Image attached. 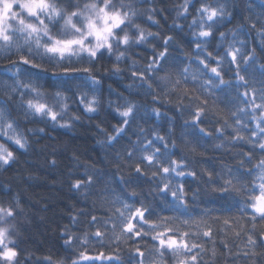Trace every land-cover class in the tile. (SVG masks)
<instances>
[{
  "label": "snow or ice",
  "instance_id": "1",
  "mask_svg": "<svg viewBox=\"0 0 264 264\" xmlns=\"http://www.w3.org/2000/svg\"><path fill=\"white\" fill-rule=\"evenodd\" d=\"M164 3L0 0V169L29 150L27 134L71 128L81 109L89 119L100 113L105 77L127 72L131 81L128 97L105 101L119 117L112 132L97 124L105 138L96 142L106 152L129 137L110 160L118 174L130 169L119 176L124 192L110 179L97 188L98 171L86 165L70 187L91 207L69 213L59 232L63 254L33 261L28 252L22 261L24 208L11 186L0 184V264H264V0ZM166 11L175 14L172 34L144 27L161 29L158 16ZM237 18L234 28L220 30ZM177 32L193 38L188 50ZM253 33L259 49L245 38ZM141 45L152 53L143 66L132 55ZM168 105L178 116L162 111ZM153 117H167L164 134L141 125ZM32 123L45 127H26ZM209 151L219 152L211 167L202 162ZM133 175L145 177L144 185L130 184ZM183 177L197 183L191 193ZM202 198L222 208L194 214L192 202Z\"/></svg>",
  "mask_w": 264,
  "mask_h": 264
},
{
  "label": "trees",
  "instance_id": "2",
  "mask_svg": "<svg viewBox=\"0 0 264 264\" xmlns=\"http://www.w3.org/2000/svg\"><path fill=\"white\" fill-rule=\"evenodd\" d=\"M178 2L180 0H165V3L160 6L164 7L165 4L171 5L172 3ZM242 2L243 0H241ZM174 15V13L166 11L158 16L162 25L161 29L151 24L144 25V27L149 28L153 32L161 31L162 35H170L172 32L169 28ZM165 16L168 18L164 19ZM238 19H233L231 23H227L220 30L224 31L225 28H234ZM179 23L185 24L186 29V21L181 20ZM177 34L185 50H188L193 38L190 35L180 34L179 32ZM245 38L249 41V47L255 44L257 49H259V44L256 43L258 38L255 33ZM229 39H231V36H229ZM150 42L154 43L155 41L150 38ZM151 54V49L145 45L139 46L132 53L134 58L140 61L141 66L146 62L145 58L151 56ZM175 54L180 55L179 48H177ZM181 59H183L182 56ZM5 63L6 61L0 60V65ZM192 64L194 66L197 65L195 59H193ZM121 67H124V64H121ZM127 77L128 73L125 72L122 77L112 76L110 78H104L101 111L98 114H94L92 119H89L88 114H84L81 109L77 113L81 115V119L74 121L73 127L71 128H59L49 125L45 129V132L38 133L35 136L26 133L30 144L29 150L20 154L18 162L8 168L7 171L0 169V184L10 185L13 194L19 195L24 208V215L18 218L22 232L20 246L24 250L21 255L22 261H24L25 255L28 252L33 253V261L36 257H42L50 253L54 255L63 254V238L59 235V232L63 225L69 223V213L77 209L88 210L91 207L90 200H85L81 193L71 190L70 187L76 178H84L82 174L86 165L89 167L94 166L98 171L101 183L97 185V188L102 186L104 180L110 179L113 181L112 187L114 189L124 192L125 186L121 184L119 176L126 175L130 169L125 167L123 172L118 174L110 163V160L115 159L113 155L115 150L121 149L123 144L130 143L129 137H123L116 144L115 149L108 150L107 152L96 141L105 138L104 134L97 128L98 123L106 128L108 132H112V125L119 120L116 112L111 108L105 109V101L109 96L112 100H116L119 94H123L124 97L129 96L130 90L125 85L131 83V81ZM136 99L142 105L148 107L153 106L150 97L145 98L140 96ZM156 106L160 105L157 104ZM161 107L162 111H168L170 114L178 116V113L171 105ZM73 111H75V107ZM181 122L179 118L175 121L177 137ZM140 123L149 133L155 125L159 128L160 133L164 134L167 128V117L161 120H156L153 117L151 120L146 122L141 121ZM245 123L251 128L255 127L254 122L251 120L246 119ZM26 127L44 128L45 125L32 123L27 124ZM129 131L131 133V140H135V134L132 133L131 129ZM231 131L229 129L230 133ZM244 131L247 134V129ZM147 138L152 139L153 137L148 135ZM239 147H244L247 150V146L242 143L237 145V148ZM173 151L178 152V149H174ZM218 155L219 152L213 153L209 151L202 162L206 166L211 167L214 165V156ZM53 159L56 160V164L54 165L51 163ZM226 162L232 163L231 158L228 157ZM180 179L189 182V193L197 187V183L191 177H183ZM144 181L145 177L137 178L136 175L129 178V183L132 185L143 186ZM125 195H127L126 192ZM144 195L147 196L146 186L144 188ZM148 198L150 199V197ZM0 199H3V197H0ZM189 200H192L191 195H189ZM206 207L219 210L222 208V202L216 198H202L201 201L192 202L194 214L200 213ZM223 207L226 209L227 206L224 205ZM214 214H220V212L217 211ZM236 243L240 242L236 241ZM97 264H100V262L98 261Z\"/></svg>",
  "mask_w": 264,
  "mask_h": 264
}]
</instances>
